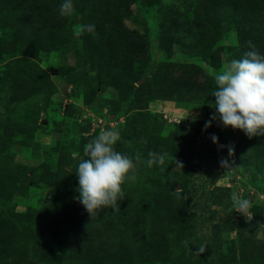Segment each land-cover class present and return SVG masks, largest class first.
Returning <instances> with one entry per match:
<instances>
[{"label":"rangeland","instance_id":"1","mask_svg":"<svg viewBox=\"0 0 264 264\" xmlns=\"http://www.w3.org/2000/svg\"><path fill=\"white\" fill-rule=\"evenodd\" d=\"M61 2L0 0V264H264V135L204 128L214 74L248 41L264 52V0H73L70 17ZM94 108L140 162L116 210L91 214L75 170L104 130Z\"/></svg>","mask_w":264,"mask_h":264},{"label":"clouds","instance_id":"2","mask_svg":"<svg viewBox=\"0 0 264 264\" xmlns=\"http://www.w3.org/2000/svg\"><path fill=\"white\" fill-rule=\"evenodd\" d=\"M73 0H62L59 5V15L70 17L74 14ZM95 34L94 24H85L73 31L74 37H79L82 32ZM248 49L239 59H232L223 71L216 72L213 76L215 87L212 95L215 97V112L204 124L207 129L213 120H219L223 126H231L242 130L250 138L255 135H264V52L248 41ZM93 117L103 122L100 115ZM164 116V115H163ZM170 124L180 126L175 122ZM196 117H193L195 120ZM104 123V122H103ZM112 124V123H111ZM105 125V123H104ZM96 128L101 126L92 124ZM214 143L218 137L211 134ZM120 140L118 129H104L96 137L91 139L83 148L84 156L76 165L75 173L78 179L79 202L85 209L93 214V211L104 207H111L114 211L118 207V201L124 198L123 185L127 181L136 180V169L140 162L139 156H130L117 151L114 145ZM233 148L228 146L229 157ZM165 154L149 151L146 164L151 167L164 165ZM222 160V165H227ZM231 206L246 218H250L249 210L251 201L238 191H232L229 195ZM207 245H198L195 253L205 251Z\"/></svg>","mask_w":264,"mask_h":264},{"label":"trees","instance_id":"3","mask_svg":"<svg viewBox=\"0 0 264 264\" xmlns=\"http://www.w3.org/2000/svg\"><path fill=\"white\" fill-rule=\"evenodd\" d=\"M113 1L117 4L119 10H121V11H123V10L126 11V10H125V7H127V6H126V4L128 3L127 0H113ZM111 4H112V3H111ZM128 12H129V11H128ZM128 12H127V14H128ZM120 14H121V16L124 15L122 12H120ZM127 14H125V16H126ZM115 22H116V23H119V21H115ZM96 24H97V23H96ZM119 24H120V23H119ZM225 24L228 25V23H225ZM114 60H117V57H116V56L113 58V61H114ZM94 109H95V110H94L95 113H97L98 115H100L99 112H98L100 108H99V109H98V108H94ZM164 121H165V119H164ZM169 124H170V123H169ZM171 125L174 126V127H178V128H179V126H176V125H173V124H171ZM176 153H177V152L175 151V152H174V155H175ZM235 212H236V215H237V216L242 217V216L239 215V213H238L236 210H235ZM240 214H241V213H240ZM183 248H184V247H183ZM210 249H211V248L206 249V250L203 252V255H205V254L210 255L209 252H208V250H210ZM159 254H160V255H159ZM155 257H157V258H161V257H162V258H163V256H162V252L158 251V252L155 254Z\"/></svg>","mask_w":264,"mask_h":264},{"label":"built area","instance_id":"4","mask_svg":"<svg viewBox=\"0 0 264 264\" xmlns=\"http://www.w3.org/2000/svg\"><path fill=\"white\" fill-rule=\"evenodd\" d=\"M165 117L168 119V121L169 122H175L176 124H181L182 122H181V120L179 121V120H177L176 118H172V119H170L169 117H167L166 115H165ZM93 119L95 120V118L93 117ZM100 126H101V128L102 129H104V123L99 119V123H98ZM234 156V155H233ZM235 163V158L233 157L232 158V156L230 157V160L228 161V163H227V165H224V166H232L233 164ZM223 165H222V170H223Z\"/></svg>","mask_w":264,"mask_h":264}]
</instances>
